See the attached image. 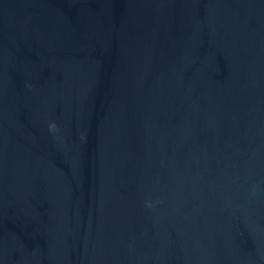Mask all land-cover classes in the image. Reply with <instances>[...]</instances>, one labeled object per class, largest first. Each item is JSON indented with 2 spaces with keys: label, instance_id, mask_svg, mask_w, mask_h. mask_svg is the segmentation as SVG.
<instances>
[{
  "label": "water",
  "instance_id": "1",
  "mask_svg": "<svg viewBox=\"0 0 264 264\" xmlns=\"http://www.w3.org/2000/svg\"><path fill=\"white\" fill-rule=\"evenodd\" d=\"M0 264H264V0H0Z\"/></svg>",
  "mask_w": 264,
  "mask_h": 264
}]
</instances>
